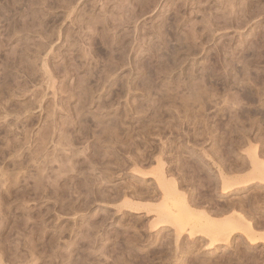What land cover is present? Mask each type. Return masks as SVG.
<instances>
[{
	"label": "rangeland",
	"instance_id": "1",
	"mask_svg": "<svg viewBox=\"0 0 264 264\" xmlns=\"http://www.w3.org/2000/svg\"><path fill=\"white\" fill-rule=\"evenodd\" d=\"M189 84L211 90L207 105ZM98 117L122 125L117 142ZM87 121L100 139L83 133ZM178 151L210 172L183 181ZM257 159L264 0H0V264H79L90 233L101 264L127 235L134 256L160 237L192 247L184 264H225L236 249L264 264V238L250 243L237 227L227 248L221 229L243 214L264 235ZM162 171L178 178L192 218L161 190ZM171 204L176 221L154 225Z\"/></svg>",
	"mask_w": 264,
	"mask_h": 264
},
{
	"label": "bare ground",
	"instance_id": "2",
	"mask_svg": "<svg viewBox=\"0 0 264 264\" xmlns=\"http://www.w3.org/2000/svg\"><path fill=\"white\" fill-rule=\"evenodd\" d=\"M92 75V74H91ZM11 76V75H10ZM192 77V76H191ZM203 79V78H202ZM86 80V79H85ZM188 81H189V79H188ZM6 82V81H5ZM185 82V81H184ZM187 82V81H186ZM193 83V82H192ZM87 84V83H86ZM193 86V87H192ZM191 86V84H189L188 85V92L190 93H193V92H195V86L194 85H192ZM156 87V86H155ZM191 87L192 88H194L193 90L191 89ZM146 88V87H145ZM151 88H154L153 86L152 87H150V89ZM186 88V87H185ZM186 88V89H187ZM198 88V87H197ZM149 89V90H150ZM185 90V89H184ZM198 90V89H197ZM199 90H200V92H196V95H194L195 93H193V94H191V96L193 95V96H196L198 99L197 100H199V102H202V103H204V105H207L206 104V102H207V97H204V96H208L209 95V92L211 91H207L206 89V91L208 92V94H204L205 92H201V87L199 88ZM202 90H203V88H202ZM92 91V90H91ZM253 92V91H252ZM127 93V92H126ZM185 93V92H184ZM122 94V93H121ZM86 95V94H85ZM91 95V93L89 94V96ZM87 96V95H86ZM163 96H165V95H163ZM181 96V95H180ZM189 96V95H188ZM92 97V96H91ZM190 97V96H189ZM195 97V98H196ZM210 97V96H209ZM192 98V97H191ZM194 98V99H195ZM252 98V97H251ZM161 99V98H160ZM92 100H95V99H91L90 101H92ZM162 100H163V97H162ZM177 100V99H176ZM89 101V102H90ZM105 101V100H104ZM103 101V102H104ZM99 102V101H98ZM186 102H188V101H186ZM209 102V101H208ZM91 103H93V102H91ZM105 103V102H104ZM107 103H108V101H107ZM83 104V103H82ZM163 104V103H162ZM186 104V103H185ZM112 105H113V103H112ZM165 105V104H164ZM84 106V105H83ZM90 106V105H89ZM88 106V107H89ZM160 107H161V105H159ZM166 106V105H165ZM85 107V106H84ZM141 107V106H140ZM144 107V106H143ZM193 107V106H192ZM207 107V106H206ZM105 108V107H104ZM166 108V107H165ZM204 108V107H203ZM90 109V108H89ZM88 109V110H89ZM155 109V108H154ZM160 109V108H159ZM90 113V112H89ZM95 113V112H94ZM245 113V112H244ZM87 114H88V112H87ZM92 114V113H91ZM116 115V114H115ZM262 115V114H261ZM94 116V115H93ZM94 119H95V117H93ZM96 118H97V116H96ZM102 118V117H101ZM87 119V118H86ZM103 119H105V118H103ZM151 119V118H150ZM156 119V118H155ZM161 119V118H160ZM73 120V119H72ZM98 121V124H99V122L100 123H103V121L104 120H101V119H99V117H98V119H97ZM108 120V119H107ZM117 120V119H116ZM163 120V119H162ZM74 121V120H73ZM110 121V120H109ZM113 123H110V124H104V126L103 127H101L100 129H101V133H102V135L103 134H106L107 136L109 135V138H112L113 136H115V134H116V136H119L118 134L121 132V128H120V126H122L118 121H115L114 122V120H111ZM67 122V121H66ZM88 122V123H87ZM87 122H85V128H86V131H83V133L85 134V135H89V133H91L92 131V133H94L95 134V130L96 129H92L91 127V123H90V121H87ZM94 122V121H93ZM116 122H118V123H116ZM124 123V121H121V123ZM76 123V122H75ZM96 123V122H95ZM122 123V124H123ZM127 123V122H126ZM67 124H68V122H67ZM156 124V123H155ZM225 124V123H224ZM71 125V124H70ZM76 125V124H75ZM84 125V124H83ZM95 125V124H94ZM96 125H97V123H96ZM95 125V126H96ZM81 127H83V126H81ZM71 128V127H70ZM95 128V127H94ZM65 129H66V127H65ZM65 129H63V131H65L66 132V130ZM81 129V128H80ZM129 130V129H128ZM77 131V130H76ZM125 132V131H124ZM146 133V132H145ZM82 134V133H81ZM94 134L92 135V137L94 138ZM132 134V133H131ZM83 135V134H82ZM106 135H103V136H106ZM84 136V135H83ZM95 136H96V134H95ZM97 136H101L100 134L99 135H97ZM96 136V137H97ZM132 136H133V134H132ZM89 137V136H88ZM99 137H97V138H99ZM101 138V137H100ZM99 138V139H100ZM106 138V137H105ZM104 138V139H105ZM114 139H115V141H114V143L115 142H117L116 141V137H113ZM133 138V137H132ZM112 140V139H111ZM110 139H109V141H107V142H109L110 144L111 143H113L112 141H111ZM117 140H118V138H117ZM125 140V139H124ZM72 141H74V140H72ZM76 141V140H75ZM103 141H105V140H103ZM111 141V142H110ZM71 142V141H70ZM124 142V141H123ZM75 144V143H74ZM89 145V144H88ZM116 145V144H115ZM70 146H71V144H70ZM112 146H113V144H112ZM111 146V147H112ZM15 147V146H14ZM109 147V146H108ZM113 149V148H112ZM179 150V149H178ZM112 152V151H111ZM193 152V151H192ZM96 154V153H95ZM195 154V153H194ZM197 157V160L199 161V163L202 161V157H201V155H197L196 156ZM174 158H175V163H176V165H177V167H176V169H177V171L178 172H180V173H177V174H180L179 176H183V181H187V180H190V178H193V176H195V174L197 173V171H203L202 169H204V168H206V169H204L205 170V172L206 173H209L210 172V169H209V167H208V164L206 163V164H203L202 163V165H199L198 164V166L197 165H193V164H191V163H189V161L186 159V158H184L183 157V155H182V153L180 152L179 153V151H178V153L176 154L175 153V155H174ZM257 161H258V163L263 167V169H262V175H263V177H264V160H260V159H257ZM74 162V161H73ZM161 166H162V168L164 167V165H165V162L164 161H162L161 160ZM73 164V163H72ZM75 164V163H74ZM75 166V165H74ZM77 166V165H76ZM73 167V166H72ZM173 167V166H172ZM75 168V167H74ZM80 168V167H79ZM76 169V168H75ZM167 169V168H166ZM76 171H77V169H76ZM112 172V171H111ZM167 172V171H166ZM205 172H203V173H205ZM169 173V172H168ZM205 173V174H206ZM110 174V173H109ZM166 173H164L163 171H162V173H161V176H160V178H159V184H160V186L163 188V189H161V190H164V192H165V194L166 195H171V196H174V199H176V202H178V203H181V205L183 206V207H185V211L187 212V214L192 218V216H193V210L191 209V203L189 202V200L187 199L188 197H186L185 196V194H183L182 192H179L180 191V189H179V191H178V185H179V180H178V178H175V177H170V178H168L166 175H165ZM198 174V173H197ZM80 175V174H79ZM112 175V174H111ZM178 176V175H177ZM202 176V175H201ZM207 176V175H206ZM87 177V176H86ZM190 177V178H189ZM198 177V176H197ZM196 177V178H197ZM205 179H206V177H204ZM208 178V177H207ZM213 178V177H212ZM225 178V177H224ZM261 178V177H260ZM215 178H213V180H214ZM85 180V179H84ZM89 180V179H88ZM192 180V179H191ZM202 180V179H201ZM208 180V179H207ZM225 180V179H224ZM157 181H158V179H157ZM202 181H204V179L202 180ZM216 181H217V179H216ZM77 182V181H76ZM190 182V181H189ZM196 182H198V181H196ZM228 182H229V180L227 181V179H226V184H228ZM193 183H195V182H193ZM192 183V184H193ZM217 183H218V181H217ZM216 182H215V184H217ZM225 183V182H224ZM189 184V183H188ZM196 184V183H195ZM194 184V185H195ZM199 184V183H198ZM205 184V183H204ZM207 184V183H206ZM181 185V184H180ZM193 185V186H194ZM83 186V185H82ZM190 186V185H189ZM192 186V187H193ZM206 186V185H205ZM209 186V185H208ZM216 186V185H215ZM229 186V185H228ZM195 187H197V186H195ZM226 188H229V187H227V185L225 186ZM194 188V187H193ZM192 188V189H193ZM95 189V188H94ZM191 189V188H190ZM207 189V188H206ZM227 192V191H226ZM192 193V192H191ZM194 193V192H193ZM224 193V192H223ZM228 193V192H227ZM194 195V194H193ZM197 195V194H196ZM198 197V196H197ZM180 201V202H179ZM130 205V204H129ZM137 208V207H136ZM138 208H140V207H138ZM217 210V209H216ZM161 214H160V216H161V218L157 221V222H155L154 223V225H157V224H160L161 222H171V221H176V215H175V211H174V208H173V205L171 204V205H166L165 207H163L162 209H161V212H160ZM95 226V225H94ZM161 227V226H160ZM237 227H242L243 228V231L247 234V235H245V236H247V238L250 240V243H255L259 238H264V235H257V234H259V233H257V231H256V229H255V226L253 225V223H252V221L251 220H249V219H247L243 214H241V216L240 217H234V218H231L230 219V221H228V223H225L223 226H222V230L224 231V233H226L227 235V238H225V240L227 241V248H228V246H230V243H229V237H230V235H231V233L233 232V230L235 229V228H237ZM198 229H200V228H198ZM36 230V229H35ZM45 230V229H44ZM201 230V229H200ZM199 230V231H200ZM198 230L196 229V231L194 230V231H192V233H191V235H190V238L193 240V239H195L196 238V236L194 237L193 235L197 232ZM34 232V231H33ZM36 232V231H35ZM59 233V232H58ZM217 233V232H216ZM216 233H211L210 234V236H211V238H212V242H211V244L213 243V242H215V240L214 239H216ZM118 235V234H117ZM121 235V234H120ZM120 235H118V236H120ZM124 235V234H123ZM33 236V235H32ZM53 236V235H52ZM86 236V235H85ZM37 237V236H36ZM59 237V236H58ZM89 237H92V239H90L89 240V243H90V245H91V247H93V250L92 251H87V249H89V248H86V249H83V253L81 254L82 255V257H80V259L78 260L79 261V264H101V262L100 261H97L96 260V258H99V257H97L98 255L97 254H95V252H97L98 250L96 249L95 250V246L96 245H98V243H99V239H98V237H96V235L94 234L93 235V233H90L89 234ZM33 238V237H32ZM60 238V237H59ZM62 238V237H61ZM121 238V237H120ZM160 238V237H159ZM159 238H156V241H157V243H158V246H156V248H153V247H151V246H149V247H145V254L144 255H138V253H135V256H134V252H132L133 250L132 249H134L135 250V244L133 243V239L129 236V235H127L126 236V238L124 237V239H119L117 242L119 243L118 245H117V248H118V250H120V253L117 255V257L114 259V263L113 264H135V257H137L140 261H142V262H144L145 264H164V260H168V259H170V258H172V261L173 262H175L176 264H184L185 262H186V260L188 259V257L190 256L189 255V252L190 251H192V247L190 248V249H188L187 251H184L183 249L181 250V248L180 249H175L174 248V250H172L171 249V247H170V245L169 244H166L163 240H160ZM83 240V239H82ZM81 241V240H80ZM107 241V240H106ZM138 241V240H137ZM178 241V240H177ZM194 241V240H193ZM193 241H191V242H193ZM72 243V242H71ZM84 243V242H83ZM177 243V242H176ZM106 244V243H105ZM132 244H133V246H132ZM48 245L50 246V247H53V246H56V245H58L55 241H52L51 240V242H48ZM178 245V244H177ZM194 246V245H193ZM178 247V246H177ZM31 248V247H30ZM208 248V247H207ZM236 248V247H235ZM234 248V249H235ZM32 249H33V251H32V254L34 253V250H35V247H34V245H33V247H32ZM103 249V248H102ZM106 249V248H105ZM231 249V248H230ZM81 250V249H80ZM101 250V249H100ZM46 251V250H45ZM85 251L87 252V254H86V256H84L85 254ZM102 251V250H101ZM104 251V250H103ZM235 251H237L234 255H230L229 257L227 256V258L228 259H226L227 261H225V264H244L245 262H246V260H248V262H246V264H248V263H250V262H255L257 259H258V256L256 255V254H250V253H252V252H250L249 251V254L246 256V254L244 253L243 254V252L241 251V250H239V249H236ZM245 251V250H244ZM68 252V251H67ZM137 252H138V250H137ZM226 252V251H225ZM228 252V251H227ZM188 253V254H187ZM192 253V252H191ZM190 253V254H191ZM70 254V253H69ZM101 254V253H100ZM99 254V255H100ZM103 254V253H102ZM39 255V254H38ZM77 255H79V254H77ZM96 255V256H95ZM192 255V254H191ZM26 256V255H25ZM37 256V255H36ZM103 256V255H102ZM194 256V255H193ZM1 257V256H0ZM39 257V256H38ZM55 257H56V255H55ZM54 257V258H55ZM32 258V257H31ZM57 258V257H56ZM195 258V257H194ZM247 258V259H246ZM70 259V258H69ZM90 259H92V260H90ZM28 260H29V258H28ZM76 260V259H75ZM58 261V260H57ZM70 261V260H69ZM137 261V260H136ZM259 261V260H258ZM30 262V261H29ZM223 262V261H222ZM52 263V262H51ZM143 263V264H144ZM218 263V262H217ZM216 263V264H217ZM28 264V263H27ZM32 264V263H31ZM35 264V263H34ZM62 264V263H61ZM64 264V263H63ZM188 264V263H187ZM190 264V263H189ZM191 264H195L194 263V260H193V263H191ZM252 264V263H251Z\"/></svg>",
	"mask_w": 264,
	"mask_h": 264
}]
</instances>
